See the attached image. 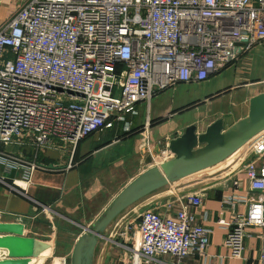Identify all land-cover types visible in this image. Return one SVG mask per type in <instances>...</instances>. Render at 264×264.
I'll use <instances>...</instances> for the list:
<instances>
[{"label":"built area","instance_id":"2783aa9c","mask_svg":"<svg viewBox=\"0 0 264 264\" xmlns=\"http://www.w3.org/2000/svg\"><path fill=\"white\" fill-rule=\"evenodd\" d=\"M263 40L264 0H23L0 25V146H31L34 156L30 161L0 147V164L21 168L28 185L45 168L37 162L43 150L74 151L108 118L137 103L148 106L176 84L207 80ZM241 150L243 193L241 179L224 170L176 196L177 209L149 208L152 200L132 242L119 243L124 264H188L209 256L212 229L188 211L201 206L208 186L226 191L216 221L226 231V257L247 259L249 229L259 228L264 264V131ZM59 260L66 264V257Z\"/></svg>","mask_w":264,"mask_h":264},{"label":"crops","instance_id":"0c3cea01","mask_svg":"<svg viewBox=\"0 0 264 264\" xmlns=\"http://www.w3.org/2000/svg\"><path fill=\"white\" fill-rule=\"evenodd\" d=\"M14 1L21 4L23 0ZM12 3L13 0H0V25L17 10L10 13ZM263 91L264 40L207 80L176 84L155 94L148 106L144 102L137 103L133 110L126 111L120 118H108L106 126L81 139L74 151L43 150L37 162L45 168L36 169L32 174V183L28 185L21 179V168L8 169L0 164V211L4 212L0 222H18L17 217H21L25 224L21 236L0 233V261L8 259V264H40V259L56 248V231L47 229L50 219L48 215L39 213L40 205L50 207L52 218L57 216L73 223L96 214L98 217L116 192L133 177L151 165L166 161L164 152L168 150V142L181 134L187 125L195 124L201 132L213 120L222 117L225 127H229L248 114L249 99ZM0 147L15 157L33 160L31 146ZM240 152L219 163L221 165L216 164L213 171L209 170L211 174L198 172L165 187L171 186V190L178 195H185L187 191L199 190L204 178L214 179L218 173L228 170L232 179H241L243 187L240 192L243 193L246 179L244 173L238 172L247 158ZM159 190L133 204L132 211L150 205L152 200L164 201L167 193ZM230 191L231 187L228 193ZM223 192L226 191L208 186L201 206L188 207L198 222L212 229L210 245L206 250L209 256L188 264H262L258 260L262 244V229L259 228L249 229L252 237L246 241L244 256L247 259L226 257L228 252L223 247L226 231L216 222L222 210L220 199ZM163 205L161 203L158 207ZM179 206L177 203L172 208ZM204 214L207 216L205 220ZM223 216L229 220V211ZM41 224L48 227L41 229ZM62 231L65 233L67 230ZM46 232L48 236H45ZM111 234L114 237V233ZM75 240L68 248L69 255ZM97 251L96 245L95 253ZM219 256H225L222 262Z\"/></svg>","mask_w":264,"mask_h":264},{"label":"water","instance_id":"95a60500","mask_svg":"<svg viewBox=\"0 0 264 264\" xmlns=\"http://www.w3.org/2000/svg\"><path fill=\"white\" fill-rule=\"evenodd\" d=\"M248 114L225 127L222 117L209 123L204 131L187 125L167 144L171 157L151 165L133 177L109 201L91 227L76 238L69 264H93L95 248L103 232L125 209L169 183H173L222 163L253 137L264 131V91L249 99ZM22 222H0V233L24 234ZM4 259L0 264H8Z\"/></svg>","mask_w":264,"mask_h":264},{"label":"rangeland","instance_id":"374dc122","mask_svg":"<svg viewBox=\"0 0 264 264\" xmlns=\"http://www.w3.org/2000/svg\"><path fill=\"white\" fill-rule=\"evenodd\" d=\"M19 5L20 4H17L16 1L13 0V3L10 5V9H11L10 13H12L17 8H19ZM243 151L244 150H241L240 153H242ZM155 165H158V164H155ZM218 165H221V164H217V166ZM213 167L205 169L201 171V173L211 174L212 172L210 171H213ZM160 189L161 190L159 191H166L165 192L167 193L165 194L166 199L164 201L157 199L158 203L148 206L149 208L153 206H159L161 205V203H164L165 207H167L168 204L172 206L178 203L176 202V196H178V194L175 193L174 191L169 192V190H171V186L162 187ZM141 207L142 206H140L139 210L134 211V212L132 211L133 206L129 207L128 209H125L123 212H121L119 216L117 215V217L114 218L111 224L103 232V236L98 239L99 240L97 244L98 251L95 255L94 264H124L123 255L125 254V251L119 245V243L127 245L128 243L132 242L131 238L133 237V230H134L133 227L136 225L137 221L139 220V215L144 209ZM160 209H163V207H161ZM39 213L40 214L44 213L48 215L50 219V222L48 220L49 227L45 224H41V229H46L44 227H48L47 229H50L51 231L52 229L55 230L56 238L58 239L56 240L57 241L56 248H54L53 250H49L45 254V256L42 259H40L41 261L40 264H60V260H59L60 257H66V264H69L71 256L69 255L70 252H68L69 251L68 248L70 247L71 243L76 239L77 235L81 234L84 231L85 226H87L88 228L92 226L94 221L97 219V216H96L97 214L93 215V217L91 218L86 217L82 219L81 221H78L77 223H73L70 221L61 220L57 216H54L52 218L51 211L49 210H40ZM64 229L67 230L65 233L62 231ZM42 231L40 232V234H42ZM111 232L114 233L113 240L115 242L108 241L106 238ZM44 234L45 236H48L47 232ZM40 236H43V235H40Z\"/></svg>","mask_w":264,"mask_h":264},{"label":"bare ground","instance_id":"6f19581e","mask_svg":"<svg viewBox=\"0 0 264 264\" xmlns=\"http://www.w3.org/2000/svg\"><path fill=\"white\" fill-rule=\"evenodd\" d=\"M207 178V177H206ZM175 187V186H174ZM170 188V187H169ZM181 189V188H180ZM170 192H172V190H170ZM137 207H139V205H136ZM136 206H134V207H136ZM142 208V207H141ZM138 210H139V208H138ZM119 216V215H118ZM119 218V217H118ZM84 228H88L87 226H85ZM112 233V232H111ZM109 234L106 238H107V240L108 241H112V242H115L114 240H113V236H112V234ZM105 236V235H104ZM135 264H137V262L135 263Z\"/></svg>","mask_w":264,"mask_h":264}]
</instances>
